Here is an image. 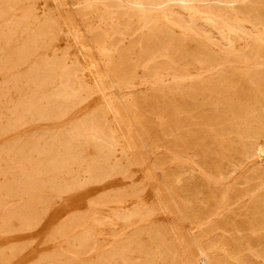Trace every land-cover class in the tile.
<instances>
[{
  "label": "rangeland",
  "instance_id": "1",
  "mask_svg": "<svg viewBox=\"0 0 264 264\" xmlns=\"http://www.w3.org/2000/svg\"><path fill=\"white\" fill-rule=\"evenodd\" d=\"M91 1L21 0L13 5L12 0H3L0 4V8L2 7L1 9L5 10V15L3 14V17L0 18V47H2L0 48V60L5 58L12 60L18 55L26 57L19 51L16 52L22 46L21 41L34 40L35 38H32L30 33L39 31L37 25L44 18L50 17L57 23V28L50 25L48 32L41 38H36V41H43L44 45L42 42V44L37 43V46L39 45L40 47L36 49V53L33 56L28 57L27 65L18 69H3V72H0V91L3 89L5 92V97L0 102V150L4 146L8 147V149H5L8 150L6 153L4 149L1 150L2 153L0 151V199L4 201L5 206L7 205L6 207L16 209L19 212L24 211L22 213L24 215L19 218L5 215L4 209L0 208V264H45L43 261L38 260L44 257L57 258L58 261L55 264H201L198 246L202 249L204 248L208 253L209 264H236L237 262H240V264H263L261 246L259 248L255 247L253 251L239 250L235 247V242L240 235L244 238L243 241L251 238L244 220L245 210L250 206V202L247 199H243L233 204V183L245 175L251 167L258 166L261 163L264 165V157L262 160L252 158L248 163L232 171L233 151L231 146H233V141L231 142L230 140L233 139V136L224 135L222 137L219 134L220 125L218 122H214L216 113L212 106L213 99H208V97L198 95L195 92L184 94H182V91L177 94L169 93L167 90L174 84L172 71L167 70L162 75L152 76L154 70L148 68L154 63L159 68L160 65L161 68H164V66L170 68L166 60H164L165 56L152 59L151 54H146L143 51L146 49L147 52L150 44L147 46L133 45L130 42L132 41L131 38L127 34H123L124 36L120 34L118 38L117 34H111L112 25H114V28L117 25L116 28L118 27L117 29L119 30H123L124 26L130 25L136 35L135 37H139L140 33L143 34V32L144 37H147L145 35L146 29L140 28L139 23H137V16L122 15L118 19L116 17L113 18L110 22L112 16L110 15L109 18L107 13L105 16L103 9L107 5L112 4L114 0H100L98 10L86 7ZM122 1L126 2V0ZM235 1L240 4L242 0H239V2L238 0ZM3 3H5V9ZM172 4L173 6L170 9H174L170 11L165 10L161 6H156V4L147 3L144 5L146 14L154 20L158 17L157 20L168 29L169 33L171 32V40H165L164 50H162L163 48L161 49L165 51V53H162L163 55H168L171 47L179 50L178 42L185 40V38L186 41L193 42L194 38H190L193 35L191 34L193 31L197 34L196 40L204 38L202 47L200 46L203 53L208 51L214 57H219L220 55L219 59L222 62L233 56L232 52L229 53V51H233V32L230 29H227L228 32H226V27H223L222 30L217 28L219 24L215 23L216 26L210 25L202 19V21L192 22L190 14L188 17V11L184 10L179 4L170 2V6ZM115 5H113V9L117 10L118 8ZM6 9H9V12H6ZM25 9L26 11L31 9L32 14L28 18L23 15L26 12ZM177 13L180 16L179 20H182H178ZM228 16L233 15L229 14ZM34 18L36 19L34 20ZM6 19H11L13 26L17 27V40L19 42L13 40L10 36L11 32H16L12 24L4 25L5 22H3L2 25V21ZM23 19L24 23L20 25ZM123 23L126 24L124 25ZM193 24L194 26H192ZM182 25L183 27H181ZM133 26L135 27L132 28ZM194 27L196 31H199L195 32ZM190 28H194V30H189ZM208 28L210 31H208ZM200 33H202L201 36ZM175 34L178 35L176 38ZM97 43L103 44V47L108 50V54L111 56L110 64L104 60L105 56L102 55L101 50H98ZM206 44L208 45L205 48ZM216 51L220 54L218 55ZM221 55H223V58ZM54 56L59 59L64 57L68 65L77 62L83 69L86 65L87 68L89 66V70L85 68L82 73L84 81L86 80L87 89L80 92V95L78 94L79 96L74 99V103L68 101L60 103L62 104L58 108V111L62 110L60 116L31 120L30 114L24 112L29 91H35L36 88L32 85L33 76L27 73L29 69L27 67L31 68L34 63H39V58L51 59ZM147 60L149 64H147ZM136 63H138L139 67H137ZM144 63L145 66L142 67ZM92 65L93 67H91ZM224 65H230V63H225ZM231 65L233 66V64ZM235 67L238 71L246 70V68L250 70L257 69L252 62L248 64L238 63ZM262 67L264 68V62ZM220 68H210L208 72L203 74V77H211L213 71L217 73ZM180 70L182 69H178V72L174 71V73L177 72L176 74L180 76L182 75ZM191 72V77L186 72L185 74L183 72L182 87L185 90H188V85H197L193 80V76L199 71L191 70ZM80 74L79 77L82 75ZM26 75L28 76L26 77ZM7 81L8 83H5ZM95 85L101 86L105 91L103 89L96 92ZM50 88L48 87V89ZM43 104L45 107L48 105V103H39V108H45ZM50 105L53 109L55 106L56 109L57 103L53 102ZM108 106H112L119 111L120 115L115 121L113 113L107 109ZM124 106H127V108L124 109ZM16 112L19 114H16ZM23 113L26 121L19 124L18 127L6 131L5 129L10 124L15 123L17 118L21 117ZM93 113L103 114L104 119L108 121L107 123L112 125L111 127L116 129L119 135L122 134L125 137L124 143L131 145L129 155L134 157L137 162L136 165L130 164V160L123 159L120 152L121 146L117 147L118 150L115 152L114 157L107 164H104L102 156L99 157L100 159L90 160L89 167H86L85 162L80 164V160L71 159L74 155H81L83 152L82 148L89 143V145L100 146V151H102L106 150L104 149L105 146L102 145L110 144L111 142L109 136H104L105 134L98 130L101 121L98 117V119L94 120L95 124L92 123L93 121H89ZM81 126L88 129L89 132L87 130L83 131ZM115 126L117 127L115 128ZM81 131L82 134L75 135V133ZM70 132L72 137L69 135ZM87 134H93V136H88ZM64 139L69 140L66 141ZM90 139L93 144H91ZM84 141H87L86 144H84ZM97 141H99L98 144ZM69 142L72 144H69ZM27 145L35 149L29 148ZM51 148L54 149L51 150ZM55 149L58 160H56ZM20 152H22V156ZM77 152L79 153L77 154ZM68 154L70 156L72 154V156L70 165L66 166L69 169L67 174L65 172L66 169L61 168L62 165L59 164L61 162L60 159L67 158ZM61 155H63V158ZM45 159L55 160L56 162L53 161L55 166L53 168L50 167L51 165L46 166L49 169L47 168L48 170L45 169V171L42 168H38V165L46 161ZM126 161L129 162H127V166ZM54 163H57V166ZM19 164L21 168L18 167ZM96 165L105 167L107 170L105 169L104 173L106 174L102 172V175H100L99 170L88 171L89 169L87 168H92V166ZM153 165L157 167H153ZM56 167L58 170H56ZM50 168H52V171ZM35 169H40L42 172L40 171L38 172L40 174H38ZM56 171L59 175L53 177V174L57 173ZM230 172L234 173L230 174ZM176 177L181 179L175 186V191L182 216L176 211L169 194L170 188L174 186ZM214 178L215 181L213 180ZM53 181L61 184L66 182L70 184L72 181H77L78 184L73 183L70 188L67 185L68 188H62L61 192H56L51 189ZM243 187V185L237 184L234 187V191L237 190L239 192ZM32 198L34 199L32 200ZM117 200L118 202H115ZM158 200L164 204L161 206ZM139 202L145 208L154 204L153 206H160L161 209H157L152 215L146 217L143 222L135 217L129 221L120 220L113 214L122 209H131L132 206L134 207ZM23 205H25V208ZM22 217L23 219L21 220ZM64 218H73L72 226L74 227L69 229V231H64L62 234L57 232L56 229L68 221ZM84 228L91 232V238H89L87 244L80 252L77 235ZM234 228L240 229L239 232L234 231ZM154 229L159 231L160 236L153 232ZM230 230L232 231L230 232ZM189 231L191 232L189 233ZM200 233L202 237H200ZM151 235L154 237L153 239L148 238ZM175 235L179 237L177 238ZM261 235L262 239L260 242L264 246V230ZM157 237L158 239L155 240ZM146 239H149V242ZM174 239H176V243L178 242L175 247L171 249L163 248V246H171ZM126 240H131L134 243L128 247L127 252H122L121 250ZM146 241L148 243H145ZM135 242H139L141 245L138 246ZM118 251L121 252L119 253ZM102 256L103 258H108L103 259ZM46 264H53V262H46ZM202 264L204 263L202 262Z\"/></svg>",
  "mask_w": 264,
  "mask_h": 264
},
{
  "label": "bare ground",
  "instance_id": "2",
  "mask_svg": "<svg viewBox=\"0 0 264 264\" xmlns=\"http://www.w3.org/2000/svg\"><path fill=\"white\" fill-rule=\"evenodd\" d=\"M18 1L21 0H12L13 5L17 4ZM24 1V0H23ZM80 1V0H79ZM91 1V0H90ZM113 1V0H111ZM241 1V0H240ZM3 2V0H0V4ZM29 2V1H26ZM88 2V1H86ZM170 2H174L176 4H179V6H181L184 10L188 11V17L190 14L191 17V21H197V20H204L205 22H207L210 25H215L219 24V26L217 25V28H223L226 27L225 31H227V29H230V31L233 32V51H229L233 53V56L228 59L227 61L222 62L219 58H220V53L217 54L219 55V57H214L211 54L208 53H203L201 51L200 46L203 44V40H196L195 38H197V34L194 33L193 31L191 32V34H193L190 38H194L193 42H188L185 40H181V42H178V47L179 50H177L175 47H171V50L169 51L168 55L166 54H162L163 52L165 53L164 50V44L166 43L165 40H171L172 36H171V32L169 33L168 29L166 27H164L155 17L156 20H154L153 18H151V16L147 15L145 10H144V5L147 3L150 4H156V6H161L162 8H164L167 11L173 10L170 9L172 8L173 4L170 6ZM239 2V0H238ZM7 3V2H6ZM24 3V2H23ZM100 3V0H93L91 2H89L86 7L87 8H93V9H99L98 4ZM4 4V9H5V3ZM29 4V3H28ZM115 5V7H117L118 9L114 10L113 9V5ZM107 5V4H106ZM2 6V5H1ZM31 6V5H30ZM176 6V5H175ZM28 7V6H27ZM85 7V6H84ZM2 8V7H1ZM0 8V18L3 17L4 11ZM7 8V6H6ZM179 8V7H178ZM85 9V8H84ZM146 9V8H145ZM154 9V8H153ZM152 9V10H153ZM156 9H158L156 7ZM176 9V7H175ZM91 10V9H90ZM105 12V16L106 13L108 14V17L110 18V15L112 16V18L110 19L113 20V18H119L122 15H129V16H137V23H139L138 25L140 26V28L142 29H146V33L145 35L147 37H144V32L143 34L140 33L139 37H135V33L133 31V29H131L130 25H126L124 26V29L122 27L123 30H119L116 28H114V25L111 26V30L112 33L111 34H117V38L118 35L122 34V36H124L123 34H127L132 41L133 45H149V49L146 52V49L143 50L146 54H151L152 55V59L154 58H161V56H165L164 60H166L167 64L169 65L170 68H167L166 66H164V68H160L158 67V65L156 66L154 63V65H152L151 67L148 68H152L154 70L152 76H157V75H162V73H164L165 71L169 70L172 71L173 74V80H174V84L173 86H171V88H169L167 91L169 93H173V94H177V93H190V92H195L198 95H204L206 97H208V99H213L212 102V106L214 108V111L216 113L214 122H218L220 125V129H219V134L223 137L224 135H232L233 139H231L230 141H233V146H231L232 151H233V170L235 171L237 168H239L240 166H242L243 164L248 163L252 158H258V159H263L264 157V68L263 66V62H264V0H242L240 4H237V2L235 0H126V2L124 1H117L114 0L112 4L107 5V7H105L104 9ZM26 11V9H25ZM86 11V10H85ZM92 11V10H91ZM90 11V12H91ZM147 11V9H146ZM149 11V10H148ZM157 11V10H155ZM6 12H9V9H6ZM152 13V11H151ZM176 13V12H174ZM185 13V12H184ZM10 14V13H9ZM12 14V13H11ZM31 9L26 11L23 15L25 16V18H28L31 15ZM34 14V12H33ZM149 14V13H148ZM170 14V13H169ZM173 14V12H172ZM178 14V13H177ZM176 14V16H177ZM229 14H232L233 16H228ZM5 15V14H4ZM35 15V14H34ZM33 15V16H34ZM46 15V14H45ZM175 15V14H173ZM197 15V16H196ZM12 16V15H11ZM154 16V15H153ZM164 16V15H162ZM171 16V15H170ZM199 16V17H198ZM13 17V16H12ZM32 17V16H31ZM35 17V16H34ZM169 17V16H168ZM179 14H178V20H179ZM107 18V17H106ZM12 19V18H11ZM10 19V20H11ZM31 19V18H30ZM33 19V18H32ZM36 18H34L35 20ZM105 19V18H104ZM130 19V18H129ZM184 19V18H183ZM10 20H4L2 21V25L3 22L4 25H10V23L12 24V21ZM182 20V19H180ZM179 20V21H180ZM201 20V21H202ZM40 21V20H39ZM164 21V19H163ZM167 21V20H166ZM15 22V21H14ZM33 22V21H32ZM176 22V21H175ZM231 22H233V24H231ZM18 23V21H17ZM24 23V19L22 20V23L20 22V25ZM113 23V21H112ZM121 23V22H120ZM167 23V22H166ZM179 23V22H178ZM185 23V21H184ZM190 23V21H189ZM196 23V22H195ZM16 24V22H15ZM56 21H54L53 19H51L50 17H46L44 18L41 22L38 23V27L39 31L37 32H31L30 36H32V38H35L34 40L28 39V40H24L22 43V46H20V49L16 52H20L22 55H25L26 57L23 56H16V58L14 59H1L0 60V72H3V69H18V68H23L28 60L29 56H33L34 53H36V49L39 48L40 46H37V43L42 44L43 41H36V38H41L46 32H48L49 30V26L53 25V27L57 28L56 26ZM122 24V23H121ZM124 25L126 23H123ZM174 24V21H173ZM221 24V25H220ZM18 25V24H17ZM170 25V23H169ZM177 25V23H176ZM206 25V24H205ZM13 26V24H12ZM19 26V25H18ZM35 26V25H33ZM120 26V25H119ZM194 26V24L192 25ZM197 26V25H196ZM195 26V27H196ZM208 26V25H207ZM216 26V25H215ZM5 27V26H4ZM7 27V26H6ZM14 27V26H13ZM135 26H133L132 28H134ZM170 27V26H169ZM179 27V26H178ZM177 27V28H178ZM183 27V25L181 26ZM190 27V26H189ZM194 27V28H195ZM17 28V27H16ZM14 27V29H16ZM27 28V27H26ZM36 28V27H35ZM96 28V26H95ZM194 28H190L189 30ZM201 28V26H200ZM205 28V27H204ZM1 29V28H0ZM10 29V28H9ZM31 29V28H30ZM137 29V28H136ZM182 29V28H181ZM211 29V27H210ZM210 29L208 28V31H210ZM56 30V29H55ZM188 30V31H189ZM212 30V29H211ZM218 30V29H217ZM223 30V29H222ZM11 32V29L9 30ZM69 31V30H68ZM71 31V30H70ZM76 31V30H75ZM145 31V30H144ZM199 30L196 31L195 28V32H198ZM104 32V31H103ZM139 32V31H138ZM190 32V31H189ZM204 32V31H202ZM220 32V31H219ZM223 32V31H221ZM5 33V32H4ZM17 29L16 32H11V38L13 40H17ZM69 33V32H68ZM175 33V32H174ZM188 33V32H187ZM207 33V32H206ZM205 33V35L207 36V34ZM139 34V33H137ZM199 34V33H198ZM202 33H200L201 36ZM223 34V33H222ZM21 35V34H19ZM106 35V34H105ZM103 35V36H105ZM142 35V36H141ZM221 35V34H220ZM229 35V34H228ZM23 36V35H21ZM107 36V35H106ZM175 34V38H176ZM116 37V36H115ZM186 37V36H185ZM25 38V37H22ZM27 38V37H26ZM45 38V37H44ZM78 38V37H77ZM105 38V37H104ZM107 38V37H106ZM121 40L122 37L120 36ZM119 38V39H120ZM184 38V37H181ZM200 38V37H199ZM209 38V37H208ZM217 38V37H216ZM82 39V38H81ZM179 39V38H178ZM229 39V38H228ZM101 40V39H100ZM99 40V41H100ZM192 40V39H191ZM224 40V39H223ZM2 41V40H1ZM98 41V40H97ZM98 41V42H99ZM165 41V42H164ZM225 41V40H224ZM230 41V39H229ZM17 42H19L17 40ZM42 42V43H41ZM101 42V41H100ZM118 42V41H117ZM116 42V43H117ZM170 42V41H169ZM96 43V42H95ZM112 43V42H111ZM110 43V44H111ZM173 43V40H172ZM170 43V44H172ZM224 43V42H223ZM232 43V40H231ZM230 43V45H231ZM8 44V43H7ZM20 44V43H19ZM115 44V43H114ZM174 44V43H173ZM229 44V43H228ZM21 45V44H20ZM44 45V43H43ZM119 45V43H118ZM164 45V46H163ZM208 44H206V46H204L205 48L207 47ZM110 46V45H109ZM168 46V43H167ZM170 46V45H169ZM210 46V45H209ZM208 46V47H209ZM97 47L99 48L98 50H101L102 55L105 56V61L107 63H111V56L108 54V50L103 47V44L101 45L100 43H97ZM202 47V46H201ZM2 48V47H0ZM163 48V49H162ZM218 48V47H217ZM142 49V47H141ZM162 49V50H161ZM209 49V48H208ZM207 49V50H208ZM211 49V48H210ZM140 50V49H139ZM166 50V49H165ZM168 50V49H167ZM223 50V49H222ZM231 50V48H230ZM215 51V50H214ZM127 52V51H126ZM213 52V51H212ZM110 53V52H109ZM64 54V53H63ZM126 54V53H125ZM214 54V52H213ZM58 56V55H57ZM57 56H54L51 59L48 58H39V63H34V65L29 68L27 73L32 75V85L35 86V91H29V97L27 98V105H26V109L24 113L30 114V119L31 120H39V119H45V118H49V117H57L60 116L62 114V110L58 111L59 106H62V104L60 103H65V102H70V103H74V99L77 98V96L80 95V92L84 91L85 89H87L86 87V80L84 81L83 79V69L81 68V66H79V64L77 62L72 63L70 65H68L65 62V58H58ZM223 55H221L222 57ZM227 56V55H226ZM229 56V54H228ZM76 57V56H75ZM225 57V56H224ZM68 58V57H67ZM66 58V59H67ZM121 58V57H120ZM123 58V57H122ZM144 58V57H142ZM148 58V57H147ZM223 58V57H222ZM221 58V59H222ZM77 59V58H76ZM125 59V56H124ZM123 59V61H124ZM151 59V56H150ZM155 59V60H156ZM75 60V59H74ZM79 60V59H78ZM140 60V59H139ZM159 60V59H158ZM163 60V59H162ZM226 60V59H224ZM35 61V60H34ZM80 61V60H79ZM120 61V60H119ZM122 61V62H123ZM144 61V60H143ZM146 61V60H145ZM152 61V60H151ZM121 62V64H122ZM148 62V60H147ZM254 63V65L257 67V69H247L246 70H242V71H238L236 69V64L238 63ZM165 63V61H164ZM163 63V64H164ZM225 63H230V65H224ZM82 64V63H81ZM137 67L138 66V63ZM142 64V63H141ZM149 64V62L147 63ZM161 64V63H160ZM162 64V65H163ZM233 64V66L231 65ZM84 65V64H83ZM82 65V66H83ZM135 65V64H134ZM165 65V64H164ZM126 66V65H125ZM136 66V65H135ZM145 66L142 65V67ZM93 67V65L91 66ZM212 67H221L219 69V71L217 73H214L211 75V77L209 78H204L203 74L208 72L210 68ZM88 68H90L88 66ZM87 68V70H89ZM125 68V67H124ZM245 68V67H244ZM178 69H182L180 71H182V75L178 76L176 73L178 72ZM218 69V68H217ZM86 70V71H87ZM91 70V69H90ZM191 70H197L199 72L196 73L195 76H193V80L195 81V83L197 84L195 85H188V90L183 89L182 87V82L184 80V78H182V76L185 74V72L187 73V75L189 77H191ZM216 70V69H214ZM174 71H177L176 73H174ZM184 72V74H183ZM25 73V71H24ZM82 75H81V74ZM85 73V72H84ZM96 73V72H95ZM132 73V72H131ZM180 73V72H179ZM79 74L81 75L79 77ZM132 75V74H131ZM28 75H26L27 77ZM109 76V75H107ZM85 77V76H84ZM151 78H155V77H151ZM172 78V77H171ZM11 79H9L10 81ZM131 80V79H130ZM14 81V80H13ZM126 81V79H125ZM188 81V80H187ZM12 82V81H10ZM112 82V81H111ZM5 83H8L5 82ZM98 83V82H97ZM89 84V83H88ZM114 84V83H113ZM185 84V83H183ZM8 85V84H6ZM11 86V85H10ZM14 86V85H13ZM89 86V85H88ZM184 86V85H183ZM5 87V86H4ZM48 87H51L50 89H48ZM94 87H96V92L97 91H101L104 88H102L101 86L95 85ZM93 88V87H92ZM162 88V87H161ZM187 88V87H186ZM31 89V87H30ZM47 90V92H45ZM135 90V89H134ZM105 91V89H104ZM94 92V91H93ZM101 93V92H100ZM79 94V95H78ZM5 97V92L0 91V102L3 100V98ZM79 98V97H78ZM108 99V98H107ZM71 100V101H70ZM77 100V99H76ZM25 102V101H24ZM56 102L57 106L55 109L50 105L51 103ZM82 102V101H81ZM109 102V101H108ZM5 103V102H4ZM39 103H48L47 107H45V105L43 104V106L45 108H39ZM116 103V102H115ZM209 103V102H208ZM60 104V105H58ZM224 104V105H223ZM18 105V104H17ZM111 105V104H110ZM17 107V106H16ZM24 108V107H23ZM127 106H124V109H126ZM108 111H111L113 113V119L114 121L118 118L119 111L116 108H113L112 106H108ZM13 110V109H12ZM17 110V109H16ZM56 110V111H55ZM12 112V111H11ZM83 112V111H82ZM106 112V110H105ZM213 112V111H212ZM18 112H16L17 114ZM24 113L21 117H18L16 122L13 124H10L5 130L6 131H10L11 129L18 127L19 124L23 123L25 120L24 117ZM19 114V113H18ZM92 114V113H91ZM111 114V113H110ZM213 114V113H212ZM15 116V115H14ZM28 116V115H27ZM108 116V115H107ZM16 117V116H15ZM101 120L100 121V127H98L97 129L101 131L102 134H105L104 136H109V138L111 139L110 144H105L102 146H105L104 149L106 150H102L100 151V146L98 147V145H89L87 144L84 148H82L83 152L81 155H74V157L71 158V156L68 154L67 158H62L60 159L61 162L59 165H62L61 168H64L65 172L68 174L69 173V169L66 168V166L70 163L71 159H78L79 163L81 164V162H85L86 167H89V162L91 163L90 160L93 159H100L99 157H103L104 159V164H107V162H109V160L114 157L115 152L118 150L117 147H120V152L121 155L123 157L124 160H130V164H134L136 165L137 162L134 159V157L129 155V151L131 150V145L128 143H124L125 142V137L121 134L119 135L116 131V129L112 128L109 123H107L108 121H106V119H104L103 114L101 113H93V115L89 118V121H93L92 123H94V120L98 119ZM111 117V116H110ZM14 119V118H13ZM29 119V118H28ZM112 119V118H111ZM113 121V122H114ZM31 122V121H30ZM121 122V121H120ZM87 123V122H86ZM99 123V122H98ZM97 123V124H98ZM113 124V123H112ZM119 124V123H118ZM84 125V124H83ZM181 125V124H180ZM222 125V126H221ZM200 126V125H199ZM117 126H115L116 128ZM214 127V126H213ZM78 128V127H77ZM88 128V127H87ZM81 129L87 130L85 127L81 126ZM96 129V128H95ZM203 129V128H202ZM70 131V130H69ZM77 131V130H76ZM80 131V129H79ZM93 131V130H92ZM124 131V130H123ZM122 131V132H123ZM73 132V131H72ZM86 132V133H87ZM135 132V131H134ZM4 133V132H3ZM85 133V134H86ZM96 133V131H95ZM100 133V134H101ZM82 134L81 132H77L75 133V135H80ZM125 134V133H124ZM71 135V132L70 134ZM88 136H93V134H87ZM72 137V135H71ZM84 137V136H82ZM75 138V136H74ZM74 138H72V140H74ZM108 138V139H109ZM70 139V137H69ZM68 139V140H69ZM83 139V138H82ZM54 140V139H53ZM66 140V139H64ZM66 140V141H68ZM91 140V139H90ZM101 140V139H100ZM131 140V139H130ZM219 140V139H218ZM229 140V139H228ZM58 141V140H57ZM83 141V140H82ZM89 141V138H88ZM96 141V140H95ZM56 142V141H55ZM62 142V141H60ZM79 142V141H77ZM87 142V141H86ZM86 142L84 141V144H86ZM94 142V140H93ZM99 141H97L98 144ZM30 143V142H29ZM37 143V142H36ZM54 143V142H53ZM71 142H69L70 144ZM82 143V142H81ZM65 144V141H64ZM68 144V143H67ZM66 144V146H68ZM72 144V143H71ZM74 144V143H73ZM76 144V143H75ZM91 144L92 140H91ZM100 144V143H99ZM30 146V144H28ZM27 145V147H29ZM34 145V144H33ZM50 145V143H49ZM62 145V143H61ZM79 145V144H78ZM76 145V146H78ZM52 146V145H51ZM81 146V145H80ZM83 146V145H82ZM10 147V146H9ZM12 147V146H11ZM26 147V149H27ZM54 147V146H52ZM63 147V146H62ZM13 148V147H12ZM29 148H33L34 147H29ZM39 148V147H38ZM49 148V146H48ZM59 148V146H58ZM67 148V147H66ZM220 148V147H219ZM8 149L7 146H4L3 148ZM1 148V150H3ZM54 148H51V150H53ZM71 149V148H70ZM81 149V148H80ZM102 149V147H101ZM0 150V151H1ZM10 150V149H9ZM18 150V149H17ZM28 150V149H27ZM69 150V147H68ZM75 150V149H74ZM79 150V149H78ZM8 150H5V153ZM34 151V150H33ZM36 151V150H35ZM49 151V150H48ZM46 151V152H48ZM10 152V151H9ZM45 152V153H46ZM54 152V151H53ZM52 152V154H54ZM56 149H55V155H56V160H58V156L56 153ZM65 152V151H64ZM2 153V151H1ZM16 153H18V151H16ZM24 153V152H23ZM79 152H77L78 154ZM15 154V153H14ZM21 156H22V152H20ZM63 154V152H62ZM74 154V153H73ZM16 155V154H15ZM19 155V154H18ZM25 155V154H24ZM49 155V154H47ZM51 155V154H50ZM60 155V154H58ZM7 156V155H5ZM27 156V155H26ZM59 156V157H61ZM177 156V155H176ZM14 157V156H13ZM48 157V156H47ZM46 157V158H47ZM66 157V156H65ZM229 157V156H228ZM49 158V157H48ZM71 158V159H70ZM4 159H6V157H4ZM23 159V158H22ZM46 161L43 162V164L38 165V168H42L44 171L46 168V166H50L53 168V161L56 162L55 160L50 161L45 159ZM189 160V159H188ZM16 161V159H15ZM23 161H25V159H23ZM73 161V160H72ZM99 161V160H98ZM19 162V161H18ZM28 162V161H27ZM127 162L126 161V166H127ZM190 162V161H189ZM262 162V161H261ZM98 163V162H97ZM129 163V162H128ZM188 163V162H187ZM195 163V162H194ZM252 163V162H251ZM57 166V163H54ZM73 164V163H72ZM152 164V163H151ZM263 163L259 164L258 166H254L253 168L251 167L247 173L245 175H243L241 178H239V180L234 181L233 183V204L238 201V200H243V199H247L250 202V206L245 210V224L247 226L248 229V234L249 237H251L250 239L243 241V237H241V235L239 236L238 240L235 242V247L238 248L239 250H247V251H253L255 247L261 246L262 248L260 249V251L262 252L261 257L264 259V246L261 245V239H262V235L261 232H263L264 230V165H262ZM17 165V164H16ZM70 165V164H69ZM114 165V164H113ZM131 165V166H132ZM192 165V164H191ZM250 165V164H249ZM80 166V165H79ZM156 166V165H155ZM153 165V167H155ZM248 166V165H247ZM18 167H20V164L18 165ZM108 167V166H107ZM109 167H111L109 165ZM157 167V166H156ZM16 168V167H15ZM21 168V167H20ZM52 168H50V170L52 171ZM59 168V167H58ZM115 168V167H114ZM14 169V168H13ZM49 169V168H48ZM47 169V170H48ZM89 169L88 171H96L99 170L100 175H102V172L104 173V170L106 169L105 167L102 166H92V168H87ZM20 170V169H19ZM56 170L57 167H56ZM107 170V169H106ZM112 170V168H111ZM156 170V169H155ZM204 170V169H203ZM240 170V169H239ZM33 171V169H32ZM36 173L40 172V169H35ZM34 171V172H35ZM62 171V170H61ZM42 172V171H41ZM57 172V171H56ZM44 173V172H43ZM202 173V172H201ZM206 173V172H205ZM234 173V172H230ZM241 173V172H240ZM239 173V174H240ZM33 174V173H32ZM40 174V173H38ZM37 174V175H38ZM53 174V173H52ZM106 174V173H104ZM103 174V176H104ZM181 174V173H180ZM59 175V173L57 172L56 174H53L54 176ZM236 175V174H235ZM208 176V175H207ZM238 176V175H237ZM40 177V175H39ZM59 178V177H58ZM229 178V177H228ZM228 178H226L228 180ZM231 178V175H230ZM229 178V179H230ZM60 179V178H59ZM148 179V178H147ZM209 179V177H208ZM210 179H212L210 177ZM225 179V178H224ZM35 180V179H34ZM215 181V178L213 179ZM225 180V181H227ZM146 181V180H145ZM181 181V179L179 177H176L174 180V186H172V188H170L169 190V194L171 197V200L173 201L175 207H176V211L180 214L181 210L180 207L178 206L177 200H176V191H175V186ZM53 185L51 186V189L55 190L56 192H61V189L66 187L69 188L71 187V184L75 183L76 185L78 184L77 181H72V183L69 184V182H66L64 184L61 183H57V182H52ZM162 183V182H161ZM220 183V182H219ZM231 183V184H232ZM74 184V185H75ZM222 184V183H221ZM243 185L244 187L242 188V190H240L239 192H237V190L234 191V187L235 185ZM68 185V186H67ZM128 186V185H127ZM126 186V187H127ZM226 186V185H225ZM6 187V186H5ZM166 187V186H165ZM1 188V187H0ZM137 188V187H136ZM228 189V187H227ZM4 190V188H3ZM21 190V189H20ZM31 190V189H30ZM231 190V189H230ZM159 192V191H158ZM128 194V193H127ZM26 195V194H25ZM123 195V194H122ZM226 196H227V192H226ZM165 197V196H164ZM225 197V196H224ZM115 198V197H114ZM181 198V197H178ZM34 198H32L33 200ZM40 199V198H39ZM116 199V198H115ZM121 199V198H120ZM124 199V198H123ZM170 199V198H169ZM224 199V198H223ZM29 200V198H28ZM31 200V201H32ZM114 200V199H113ZM160 201V200H158ZM115 202H118L115 201ZM32 203V202H31ZM33 204V203H32ZM153 204V203H152ZM161 206L164 203H161ZM226 204V203H225ZM29 205V203H28ZM27 205V207H28ZM147 205V204H146ZM154 205V204H153ZM149 206L147 208H145L143 206V204H141L140 202L137 203L136 205H134V207L132 206L131 209H125V210H120L119 212L113 213L115 216H117L118 218L123 219L124 221H129L132 218H137L139 221H142L148 217L149 215H152L157 209H161L160 206ZM157 205V204H156ZM7 206V205H6ZM5 206V203L3 200L0 199V208L4 209L5 215L7 216H17L20 218V216L22 215V213H24V211H18L16 209H11ZM25 208V205H23ZM166 206V205H165ZM164 206V207H165ZM165 209V208H164ZM1 210V209H0ZM163 210V209H162ZM159 211V210H158ZM224 211V210H223ZM114 212V211H113ZM170 212V211H169ZM219 213V212H218ZM218 213H216L218 215ZM24 215V214H23ZM22 215V216H23ZM181 215V214H180ZM182 216V215H181ZM219 216V215H218ZM236 216V215H235ZM72 217V216H71ZM214 217V216H211ZM237 217V216H236ZM29 218V217H28ZM110 218V217H109ZM215 218V217H214ZM240 218V217H239ZM23 219V217L21 218V220ZM37 219V217H36ZM65 219V218H64ZM95 219V218H94ZM117 219V218H116ZM182 219V218H181ZM235 219V218H234ZM8 220V219H7ZM68 220L64 225H62L60 228L56 229L57 232H60L63 234L64 231L73 228L74 226H72L73 224V218H69V219H65ZM97 220V219H96ZM99 220V219H98ZM107 220V219H106ZM180 220V219H179ZM184 220V219H183ZM210 220V219H209ZM241 220V219H240ZM100 221V220H99ZM182 221V220H181ZM187 221V220H186ZM237 221V220H236ZM235 221V222H236ZM239 221V220H238ZM64 222V221H63ZM62 222V223H63ZM88 222V221H87ZM86 222V223H87ZM133 222V221H132ZM206 222V221H204ZM208 222V221H207ZM206 222V223H207ZM242 222V220H241ZM240 222V223H241ZM4 223V222H3ZM183 223V222H182ZM197 223V222H196ZM199 223V222H198ZM27 224V223H26ZM97 224V223H96ZM177 224V223H176ZM175 224V225H176ZM88 225V224H87ZM180 225V224H179ZM193 225V224H191ZM195 225V224H194ZM203 225V223H202ZM235 225V223H234ZM239 225V224H238ZM244 225V224H243ZM196 226V225H195ZM242 226V225H241ZM244 226V227H246ZM235 227V226H234ZM82 228V227H81ZM136 228V227H135ZM198 228V227H197ZM218 229V228H217ZM216 229V230H217ZM236 232H239L240 229H236L234 228ZM192 230V229H191ZM195 230V229H194ZM193 230V231H194ZM223 230V229H222ZM168 231V230H167ZM232 230H230L231 232ZM135 232H137L135 230ZM156 235L160 236V233L157 229H154L153 231ZM152 232V235H153ZM171 232V231H170ZM191 231H189L190 233ZM200 232V231H199ZM218 232V230H217ZM216 232V233H217ZM224 232V231H223ZM222 232V233H223ZM246 232V231H243ZM55 233V232H54ZM195 233V232H194ZM220 233V232H219ZM61 234V235H62ZM73 234V233H72ZM93 234V233H92ZM169 234V233H168ZM172 234V232H171ZM175 234V233H174ZM192 234V233H191ZM55 235V234H54ZM81 235V236H80ZM152 235L148 238L153 239L154 237H152ZM155 235V236H156ZM170 235V234H169ZM200 237L201 233L199 234ZM236 235V234H235ZM65 236V235H64ZM78 236V246H80L79 251L81 252V250L83 249V247H85V245L87 244L89 238H91V232L89 230H87L86 228H84L80 234L77 235ZM80 236V237H79ZM149 236V235H148ZM173 236V235H172ZM177 238L179 236L175 235ZM217 236V235H216ZM223 236V235H222ZM244 236V235H243ZM54 237V236H53ZM74 237V236H73ZM76 237V236H75ZM93 237V235H92ZM192 237V236H190ZM224 237V236H223ZM222 237V238H223ZM61 238V237H60ZM175 238V237H174ZM181 238V237H180ZM193 238V237H192ZM198 238V237H197ZM204 238V237H203ZM202 238V239H203ZM209 238V237H208ZM75 239V238H74ZM77 239V238H76ZM157 238H155V240H157ZM162 239V238H161ZM165 239V238H164ZM163 239V240H164ZM201 239V238H200ZM207 239V238H206ZM58 240V239H57ZM132 240V239H131ZM131 240H126V243L123 245L122 247V252H127V250L129 249L128 247L133 244L134 242H132ZM149 242V239H146ZM154 240V241H155ZM162 240V241H163ZM222 240V239H221ZM161 241V240H160ZM178 241V240H177ZM182 241V240H181ZM194 241V240H192ZM208 241V240H207ZM220 241V240H219ZM56 242V241H55ZM76 242V241H75ZM147 241L145 243H148ZM188 242V241H187ZM218 242V241H217ZM264 242V241H263ZM136 243V242H135ZM161 243V242H160ZM163 243V242H162ZM178 243V242H177ZM176 239H174L171 243V246H163V248L166 249H171L173 247L176 246ZM194 243V242H193ZM215 243V242H214ZM49 244V243H48ZM122 244V243H121ZM120 244V245H121ZM196 244V243H195ZM212 244V243H211ZM210 244V245H211ZM99 245V244H98ZM136 245H141V243L137 242ZM143 245V243H142ZM150 245V243H149ZM169 245V244H168ZM192 245V244H191ZM194 245V244H193ZM41 246V245H40ZM151 246V245H150ZM179 246V244H178ZM198 246V245H197ZM217 246V245H215ZM219 246H220V242H219ZM92 247V245H91ZM159 247V246H158ZM187 247V246H186ZM70 248V247H69ZM97 248V247H96ZM95 248V249H96ZM110 248V247H109ZM114 248V247H113ZM131 248V247H130ZM196 248V247H195ZM199 255H200V261L201 264L202 262L204 264H209V255L208 253L204 250V248L202 249L201 247H199ZM213 248V247H212ZM220 248V247H219ZM117 249V248H116ZM157 249V248H155ZM175 249V248H174ZM177 249V248H176ZM223 249V248H222ZM119 250V248H118ZM131 250V249H130ZM115 251V248H114ZM117 251V250H116ZM120 251V252H121ZM145 251V250H144ZM170 251V250H169ZM259 251V252H260ZM111 252V251H109ZM113 252V249H112ZM111 252V253H112ZM119 252V251H118ZM117 252V254H119ZM159 252V251H158ZM175 252V251H174ZM177 252V251H176ZM179 252V251H178ZM246 252V251H243ZM47 253V252H46ZM250 253V252H249ZM114 254V253H113ZM187 254V253H186ZM258 254V252H257ZM101 255V254H100ZM99 255V256H100ZM81 256V255H80ZM106 256V255H105ZM109 256V255H108ZM117 256V255H116ZM119 257V256H118ZM173 257V255H172ZM240 257V256H239ZM255 257V256H253ZM101 258V256H100ZM103 258V256H102ZM108 258V257H107ZM107 258H103V259H107ZM122 258V257H121ZM171 258V257H170ZM238 258V257H237ZM112 259V258H111ZM116 259V258H115ZM123 259V258H122ZM125 259V258H124ZM38 260L43 261L45 264L46 262H50L52 261L53 264H55L58 259L57 258H50V257H44V258H40ZM101 260V259H100ZM109 260V259H108ZM86 261V260H85ZM102 261V260H101ZM105 261V260H104ZM123 261V260H122ZM126 261V259H125ZM185 261V260H184ZM188 261V259H187ZM196 261V260H195ZM238 261V260H237ZM236 261V262H237ZM244 261V260H243ZM193 262V261H192ZM125 263V262H123ZM187 263V262H185ZM245 263V262H244ZM263 263V261H262ZM167 264V263H166ZM191 264V263H189ZM200 264V263H199ZM236 264H240V262H237ZM264 264V263H263Z\"/></svg>",
  "mask_w": 264,
  "mask_h": 264
}]
</instances>
